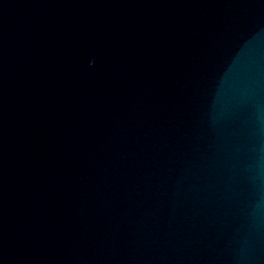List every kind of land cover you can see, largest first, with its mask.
Wrapping results in <instances>:
<instances>
[{
	"label": "water",
	"instance_id": "1",
	"mask_svg": "<svg viewBox=\"0 0 264 264\" xmlns=\"http://www.w3.org/2000/svg\"><path fill=\"white\" fill-rule=\"evenodd\" d=\"M0 264H264V0H0Z\"/></svg>",
	"mask_w": 264,
	"mask_h": 264
}]
</instances>
